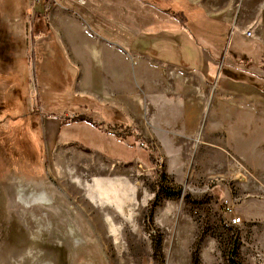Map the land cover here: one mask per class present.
Instances as JSON below:
<instances>
[{
    "label": "rangeland",
    "instance_id": "rangeland-1",
    "mask_svg": "<svg viewBox=\"0 0 264 264\" xmlns=\"http://www.w3.org/2000/svg\"><path fill=\"white\" fill-rule=\"evenodd\" d=\"M68 1L0 0V264H231L232 250L264 264L261 133L239 154L202 130L181 139L136 90L72 106L90 94L65 70L60 33L81 29ZM115 1L137 27L188 24L220 52L236 37L264 51V0ZM261 55L240 66L264 75Z\"/></svg>",
    "mask_w": 264,
    "mask_h": 264
},
{
    "label": "crops",
    "instance_id": "crops-1",
    "mask_svg": "<svg viewBox=\"0 0 264 264\" xmlns=\"http://www.w3.org/2000/svg\"><path fill=\"white\" fill-rule=\"evenodd\" d=\"M113 3L117 1L85 0L81 7L70 0L69 7L63 6L79 13L69 21L81 29L60 33V41L69 59L65 70L69 76L70 68L75 72L82 92L107 108L119 106L112 94L125 93L123 97L130 99L136 90L146 98L147 112L162 113L160 118L168 123L164 127L176 130L181 139H193L202 130V138L223 137L229 149L239 154L240 148L250 145L246 132L257 131L261 134L256 145H264V88L252 80L264 78L254 67L264 51L236 37L220 52L218 39L198 36L188 24L161 21L137 27L127 21L130 13ZM102 5L114 17L101 10ZM228 10L234 8L223 12ZM243 61L254 66L242 68ZM132 69L137 85L128 78ZM243 72L250 79L241 78Z\"/></svg>",
    "mask_w": 264,
    "mask_h": 264
},
{
    "label": "trees",
    "instance_id": "trees-1",
    "mask_svg": "<svg viewBox=\"0 0 264 264\" xmlns=\"http://www.w3.org/2000/svg\"><path fill=\"white\" fill-rule=\"evenodd\" d=\"M119 14V13H118ZM117 14V17L119 16ZM119 18V17H118ZM120 18H124V17H120ZM142 25H144V26H151V25H153V24H150V22L149 23H142ZM154 26V25H153ZM74 98H75V104H73L72 106H75V107H81V106H83V107H85V105L87 104V100H89V103H90V106H92V107H97V108H100V109H105V106L104 105H100L94 98H92L91 96H81V95H76V96H74ZM64 105L65 106H69V104H67V103H64ZM70 106H71V104H70ZM87 106V105H86ZM81 115H83V113H78L76 116L77 117H80ZM88 121H90V120H88ZM65 123L63 122L62 123V125H64ZM230 262H231V264H242L238 259H237V256H236V251H233L232 250V252H231V254H230Z\"/></svg>",
    "mask_w": 264,
    "mask_h": 264
},
{
    "label": "built area",
    "instance_id": "built-area-1",
    "mask_svg": "<svg viewBox=\"0 0 264 264\" xmlns=\"http://www.w3.org/2000/svg\"><path fill=\"white\" fill-rule=\"evenodd\" d=\"M41 1H55V0H34L35 3H38V2H41ZM230 213H232V209L229 210ZM241 220L242 218L238 215H234L232 216L231 218V222L234 224V225H237V224H240L241 223Z\"/></svg>",
    "mask_w": 264,
    "mask_h": 264
},
{
    "label": "bare ground",
    "instance_id": "bare-ground-1",
    "mask_svg": "<svg viewBox=\"0 0 264 264\" xmlns=\"http://www.w3.org/2000/svg\"><path fill=\"white\" fill-rule=\"evenodd\" d=\"M39 264V263H38Z\"/></svg>",
    "mask_w": 264,
    "mask_h": 264
}]
</instances>
